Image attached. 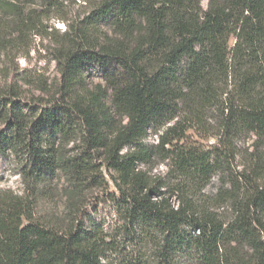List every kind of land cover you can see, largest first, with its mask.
I'll use <instances>...</instances> for the list:
<instances>
[{
  "label": "trees",
  "instance_id": "16d2710c",
  "mask_svg": "<svg viewBox=\"0 0 264 264\" xmlns=\"http://www.w3.org/2000/svg\"><path fill=\"white\" fill-rule=\"evenodd\" d=\"M43 3L26 13L0 0V13L24 19L20 32L46 30L33 16L60 3ZM57 45L51 100L0 94V157L18 156L24 185L0 192V264H264V0H95ZM92 70L103 84L91 88ZM213 110L216 147L185 144ZM244 135L248 173L216 199L231 205L226 221L196 191L227 173ZM54 181L67 190L61 224L34 213ZM99 189L118 217L110 232L81 208Z\"/></svg>",
  "mask_w": 264,
  "mask_h": 264
},
{
  "label": "rangeland",
  "instance_id": "374dc122",
  "mask_svg": "<svg viewBox=\"0 0 264 264\" xmlns=\"http://www.w3.org/2000/svg\"><path fill=\"white\" fill-rule=\"evenodd\" d=\"M16 4L18 10L27 12H43L45 9L43 0H6ZM56 7L46 12L44 18L35 15V20L42 23L46 30L39 28L35 31L20 32L21 21L24 20L15 13H0V94L6 89L14 87L19 91L22 98L28 102L39 100H51L58 90L59 73L54 61V50L57 42L65 32L68 25H74L82 20L91 10L95 0H59ZM203 8L207 5V0H201ZM22 11V12H23ZM32 17V18H33ZM63 17L66 23L56 20ZM40 20V21H39ZM56 30L55 32L52 30ZM104 31H109L106 24ZM49 34H52L50 37ZM89 87L96 84H103L101 74L97 70H92L87 79ZM219 114L211 111L205 120V129L192 127L186 132V143L204 151L216 147L218 137L216 121ZM253 138L242 136L235 141L233 154L228 158L226 167L227 173H218L210 179L209 184L196 191V201L206 203L211 207L212 212L219 218L230 221L232 217L231 205L227 202L216 204L218 196L224 195L226 191H231L235 184V189L242 185L241 175L248 173V164L251 159ZM144 144L155 145L156 135L150 130ZM264 144L259 141L256 145L259 148ZM264 152V147L259 149ZM20 160L18 156L7 153L0 157V192L9 191L14 195L22 194L24 185L20 177ZM164 164H158L152 170L153 174H164L166 172ZM246 176V175H245ZM238 180V185L232 183ZM64 182L54 181L46 190L41 189L35 207V217L43 219L46 223L61 224L65 221L68 208L67 190ZM114 189L109 185L108 192L111 194ZM174 198H172V201ZM174 204V202H173ZM81 208L85 214L96 224H102L106 232H110L118 222L114 204L106 200L104 190H94L85 193L81 202ZM119 238H122L120 235Z\"/></svg>",
  "mask_w": 264,
  "mask_h": 264
}]
</instances>
